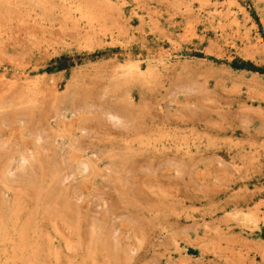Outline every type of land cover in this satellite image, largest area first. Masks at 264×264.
<instances>
[{"label": "rangeland", "instance_id": "374dc122", "mask_svg": "<svg viewBox=\"0 0 264 264\" xmlns=\"http://www.w3.org/2000/svg\"><path fill=\"white\" fill-rule=\"evenodd\" d=\"M0 264H264V0H0Z\"/></svg>", "mask_w": 264, "mask_h": 264}, {"label": "trees", "instance_id": "16d2710c", "mask_svg": "<svg viewBox=\"0 0 264 264\" xmlns=\"http://www.w3.org/2000/svg\"><path fill=\"white\" fill-rule=\"evenodd\" d=\"M245 64L244 63H242V65L240 66V67H238L239 69H242V67L244 66Z\"/></svg>", "mask_w": 264, "mask_h": 264}]
</instances>
